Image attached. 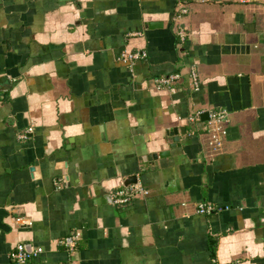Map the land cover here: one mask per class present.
<instances>
[{
	"label": "crops",
	"instance_id": "crops-1",
	"mask_svg": "<svg viewBox=\"0 0 264 264\" xmlns=\"http://www.w3.org/2000/svg\"><path fill=\"white\" fill-rule=\"evenodd\" d=\"M0 93V264H264V0H0Z\"/></svg>",
	"mask_w": 264,
	"mask_h": 264
},
{
	"label": "built area",
	"instance_id": "built-area-1",
	"mask_svg": "<svg viewBox=\"0 0 264 264\" xmlns=\"http://www.w3.org/2000/svg\"><path fill=\"white\" fill-rule=\"evenodd\" d=\"M242 2H250L256 0H240ZM188 8L184 5H181L179 8V12L177 14L178 18H182L185 14L188 13ZM182 40H185V32L181 28L179 31ZM145 52H126L123 56L124 60L128 62H134L138 59L145 58ZM182 78V74L179 72L170 73L167 75H162L156 77L154 82L157 88H169L174 86L178 81ZM192 81L195 85V88L199 86V79L196 73L192 75ZM2 96L0 93V102ZM208 113V120L202 121V116L204 113ZM230 116V112L227 109H212V110H197L194 115L190 117V119L194 122L201 121L205 124V129L208 134V142L211 148L214 151L219 150L223 145V136L226 134V122L228 121ZM32 131L30 128L29 132ZM55 184L59 187L62 186V180L57 179ZM145 194L146 190L143 185L139 182L134 185L118 188L112 194L113 202L116 204H127L129 203L133 197L137 194ZM225 209H230L229 205H222L214 202H200L197 206V211L200 214H211L223 211ZM79 235H76L78 238ZM65 243V241H62ZM69 246V244H66ZM44 252V247H30L28 248L25 244L20 243L16 246V248L11 252V258L13 260V264H27L28 261L40 256Z\"/></svg>",
	"mask_w": 264,
	"mask_h": 264
},
{
	"label": "water",
	"instance_id": "water-1",
	"mask_svg": "<svg viewBox=\"0 0 264 264\" xmlns=\"http://www.w3.org/2000/svg\"><path fill=\"white\" fill-rule=\"evenodd\" d=\"M202 119H203V121L208 120V113L207 112L203 114ZM173 134H175L176 136H174V138H173V140L175 141V143L174 144H171L172 147L178 145V143H179V136H177V129L176 128H175L174 132H171V135H173ZM164 155H165L164 153L154 154L153 155V158L156 160L158 157H162ZM130 179H133L134 182L136 181L135 178H130ZM130 182H132V181H130ZM111 200H112V197H111Z\"/></svg>",
	"mask_w": 264,
	"mask_h": 264
},
{
	"label": "rangeland",
	"instance_id": "rangeland-1",
	"mask_svg": "<svg viewBox=\"0 0 264 264\" xmlns=\"http://www.w3.org/2000/svg\"><path fill=\"white\" fill-rule=\"evenodd\" d=\"M154 80H155V78L153 79V83H152L153 88L156 89V90H162V88H157V87H156ZM150 87H151V86H150Z\"/></svg>",
	"mask_w": 264,
	"mask_h": 264
},
{
	"label": "trees",
	"instance_id": "trees-1",
	"mask_svg": "<svg viewBox=\"0 0 264 264\" xmlns=\"http://www.w3.org/2000/svg\"><path fill=\"white\" fill-rule=\"evenodd\" d=\"M203 124V123H202ZM211 214H213V213H211Z\"/></svg>",
	"mask_w": 264,
	"mask_h": 264
}]
</instances>
